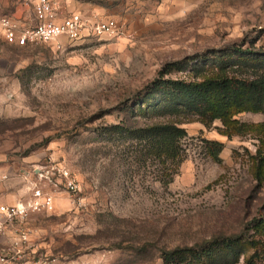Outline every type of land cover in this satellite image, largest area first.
<instances>
[{
    "label": "rangeland",
    "instance_id": "obj_1",
    "mask_svg": "<svg viewBox=\"0 0 264 264\" xmlns=\"http://www.w3.org/2000/svg\"><path fill=\"white\" fill-rule=\"evenodd\" d=\"M33 0H0V18L34 24ZM92 23L116 19L126 34L8 43L0 28V202L51 189L55 208L30 218L33 255L57 264H165L163 249L223 236L251 240L237 264H264V131L228 136L220 119L183 124L185 160L168 186L138 168L136 142L111 130L131 122L136 94L180 60L234 47L264 50V0H56ZM28 2V4H27ZM190 69L166 78H191ZM130 116V117H129ZM241 122H264L244 111ZM208 141L223 144L219 160ZM264 162V161H263ZM68 167L80 190L49 187L40 173ZM7 239L0 237V248ZM34 249V250H33Z\"/></svg>",
    "mask_w": 264,
    "mask_h": 264
},
{
    "label": "trees",
    "instance_id": "obj_2",
    "mask_svg": "<svg viewBox=\"0 0 264 264\" xmlns=\"http://www.w3.org/2000/svg\"><path fill=\"white\" fill-rule=\"evenodd\" d=\"M190 69L191 78L166 76L174 71ZM131 119H122L111 130L127 135L136 142L134 158L138 168L153 169L154 176L168 186L179 174L185 160L183 139L188 132L183 124L201 120L206 125L220 119L224 132L246 135L264 131V122L250 124L235 116L244 111L264 114V50L234 47L214 57L198 58L196 62L180 60L160 70L159 76L136 94L130 108ZM211 154L219 160L223 144L208 141ZM258 160L256 179L261 182ZM264 229V214L255 225ZM252 241L243 235L223 236L195 246L163 249L165 264H237Z\"/></svg>",
    "mask_w": 264,
    "mask_h": 264
},
{
    "label": "built area",
    "instance_id": "obj_3",
    "mask_svg": "<svg viewBox=\"0 0 264 264\" xmlns=\"http://www.w3.org/2000/svg\"><path fill=\"white\" fill-rule=\"evenodd\" d=\"M34 24H22L10 16L0 18L3 38L10 44L28 46L49 43L61 36L76 40L84 35L126 34L125 25L116 19H98L92 23L79 11L64 13L56 0H33ZM28 4V2H27ZM40 175L49 187H63L68 193L80 190V185L66 166H56ZM29 200L16 203L0 202V237L7 244L0 248V264H57L58 258L48 255L31 256L32 227L30 218L35 213H50L55 208L51 189L35 186ZM34 250V249H33Z\"/></svg>",
    "mask_w": 264,
    "mask_h": 264
}]
</instances>
